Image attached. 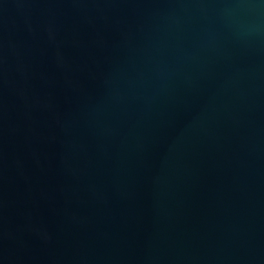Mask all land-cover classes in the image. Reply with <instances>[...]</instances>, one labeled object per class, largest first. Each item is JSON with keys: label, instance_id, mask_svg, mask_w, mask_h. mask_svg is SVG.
Wrapping results in <instances>:
<instances>
[{"label": "water", "instance_id": "95a60500", "mask_svg": "<svg viewBox=\"0 0 264 264\" xmlns=\"http://www.w3.org/2000/svg\"><path fill=\"white\" fill-rule=\"evenodd\" d=\"M0 264H264V0H0Z\"/></svg>", "mask_w": 264, "mask_h": 264}]
</instances>
